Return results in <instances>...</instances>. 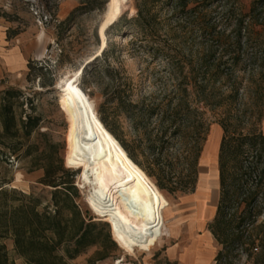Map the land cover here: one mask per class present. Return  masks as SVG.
<instances>
[{
	"label": "rangeland",
	"instance_id": "obj_1",
	"mask_svg": "<svg viewBox=\"0 0 264 264\" xmlns=\"http://www.w3.org/2000/svg\"><path fill=\"white\" fill-rule=\"evenodd\" d=\"M253 1L191 0L189 8L194 10L184 14L175 12L169 0H156L155 3L151 0H126L121 6L120 17L112 23L116 25L113 28L110 25L102 38L100 27L104 23L109 0H0V28L7 29L8 38H13L14 45L21 47L23 55L19 59L26 62L25 71L19 74L10 75L2 70L0 86L4 91L13 88L22 92L19 103L24 106L16 107L17 115L24 110L41 116V132L48 133L52 142L59 144V157L64 167L75 175L78 204L84 215L107 224L105 232L109 233L113 245L109 250L110 257L97 264H166L168 248L176 246L183 249L191 244V225L203 223L206 217H210L211 208L215 217L220 197L218 155L223 137L220 124L227 125L229 135L234 139L264 135V23L245 18L251 25V31L243 38L245 45L240 50L241 62L236 68L239 73L230 81L238 83L239 94L232 100L227 99L229 83L226 78L221 79L216 84L222 93L219 95L221 106L207 110L205 116L199 115L195 119L198 133L207 139L205 144L202 143L204 147L199 160V190L193 194H181L158 188L165 226L154 236L148 248H140L134 255H129L117 245L110 224L91 207L89 199L93 193V178L85 182L83 168L67 164L69 120L61 107L60 84L80 71L78 85L93 103L98 117L107 119L108 123L117 117L129 139L133 135L132 125L121 110L115 115L117 103H137L144 95L169 93L174 81L170 79V67L165 57L167 54L190 57L201 53L202 46L216 36L210 34L212 27L220 35L228 37L224 43L227 50L221 47L217 54L223 55V51H228L224 61L231 60L238 49L234 35L230 33L241 16L249 12ZM144 3H148L150 9L147 17L150 25L141 30L129 22L137 16L136 6ZM105 49L106 55L103 54ZM29 64L33 67L31 72ZM231 68L227 64L223 71ZM203 121L209 125L206 132ZM137 160L149 169L142 157ZM27 167V160L18 167L5 160L1 162L0 186L34 194L49 205L52 190L37 184L41 173L27 174ZM171 172L175 178L183 177L185 164L175 165ZM229 173L230 182L234 178L237 181L235 187L233 184L230 186L231 192L234 188L237 190L233 199V204H236L245 198L253 185L248 176L240 177L241 173L233 162L229 163ZM150 179L158 185L155 178ZM258 200L256 212L260 211V215L249 218L252 224L236 229V223L247 219L240 209L236 223L231 226V237L239 235L241 241L222 245L215 239L216 259L220 254L215 264H264V192L262 197L258 195ZM232 215L233 208L228 211L227 218ZM210 222L197 229L195 235L202 234ZM4 243L15 264H24L15 256L12 242ZM98 249L89 248L72 263L88 264Z\"/></svg>",
	"mask_w": 264,
	"mask_h": 264
},
{
	"label": "trees",
	"instance_id": "obj_2",
	"mask_svg": "<svg viewBox=\"0 0 264 264\" xmlns=\"http://www.w3.org/2000/svg\"><path fill=\"white\" fill-rule=\"evenodd\" d=\"M169 1L175 12L190 14L194 10L189 8L191 0ZM155 2L151 0V3ZM136 9L137 16L129 24L145 30L150 25L148 3L137 5ZM245 18L264 23V0H254L249 12L241 16L231 31L238 49L231 60L224 61L228 51H223V55L217 54L221 47L227 50L224 43L228 37L220 35L212 27L210 34L216 36L202 46L201 53L190 57L178 53L165 57L170 67V79L174 81L169 93L144 95L137 103H117L115 115L121 110L127 116L132 125V137L126 138L127 131L117 117L111 123L99 118L130 159L149 177L156 179L160 190L193 194L197 189L202 143L205 144L207 139L198 133L195 119L199 115L205 116L207 110L221 106V89L216 86L221 79L226 78L229 83L227 99L232 100L239 94L238 83L230 81L239 73L236 68L241 62L240 50L245 45L243 38L251 31V25L246 23ZM103 54L106 55V49ZM227 64L232 68L226 72L223 67ZM28 69L32 71L31 64ZM21 96L20 90L10 88L3 91L0 97V163L5 160L16 167V164L27 160L26 173H41L36 183L52 190L51 201L45 205L43 199L34 194L0 186V264H15L5 241L12 242L15 256L24 264H73L91 247L99 249L88 264L108 259L113 243L109 233L105 232L107 224L95 222L84 215L78 204L75 175L64 167L59 157V144L53 143L48 133L41 132V116L24 110L16 114V107L24 106L19 103ZM202 123L204 131H208L209 125L206 121ZM220 127L223 130L218 155L220 197L208 230L218 243L227 245L242 239L239 235L231 237L229 233L240 209L247 219L236 223L237 230L252 224L249 218L260 215L256 208L258 195L262 197L264 192V135L234 139L229 135L227 125L222 123ZM138 157L143 158L149 169L138 162ZM230 162L237 167L240 177L248 176L253 185L245 198L236 204H233V199L237 190L234 188L231 192L230 186L233 184L235 187L237 181L234 178L230 182ZM182 163L186 173L181 178H175L171 171L175 165ZM231 208L233 215L228 219L227 213ZM219 258L220 254L216 261Z\"/></svg>",
	"mask_w": 264,
	"mask_h": 264
},
{
	"label": "bare ground",
	"instance_id": "obj_3",
	"mask_svg": "<svg viewBox=\"0 0 264 264\" xmlns=\"http://www.w3.org/2000/svg\"><path fill=\"white\" fill-rule=\"evenodd\" d=\"M125 2L109 0L100 37L120 17ZM79 73L59 86L61 107L69 120L67 164L83 168L85 182L93 178L91 207L110 224L117 245L134 255L136 250L148 248L165 226L160 190L104 127L78 85Z\"/></svg>",
	"mask_w": 264,
	"mask_h": 264
},
{
	"label": "crops",
	"instance_id": "obj_4",
	"mask_svg": "<svg viewBox=\"0 0 264 264\" xmlns=\"http://www.w3.org/2000/svg\"><path fill=\"white\" fill-rule=\"evenodd\" d=\"M13 41V38H8L7 29L0 28V73L3 70L5 73L12 75L25 71L26 62L19 59L23 55L21 47L15 46ZM3 91V86H0V92ZM198 188L196 192L199 190ZM209 214L210 217H206L200 225H191L189 230L192 238L191 244L183 249L176 246L167 249L165 253L166 264H215L216 247L212 233L207 228L202 234L195 235L197 229L205 227L214 217L215 211L213 208H211Z\"/></svg>",
	"mask_w": 264,
	"mask_h": 264
},
{
	"label": "built area",
	"instance_id": "obj_5",
	"mask_svg": "<svg viewBox=\"0 0 264 264\" xmlns=\"http://www.w3.org/2000/svg\"><path fill=\"white\" fill-rule=\"evenodd\" d=\"M26 1H28V2H33V0H26ZM16 167H18V164H16Z\"/></svg>",
	"mask_w": 264,
	"mask_h": 264
}]
</instances>
